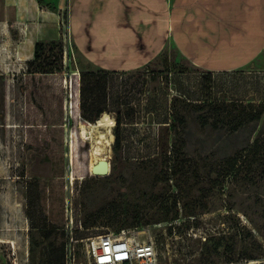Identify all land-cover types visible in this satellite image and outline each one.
Returning <instances> with one entry per match:
<instances>
[{
    "label": "rangeland",
    "instance_id": "374dc122",
    "mask_svg": "<svg viewBox=\"0 0 264 264\" xmlns=\"http://www.w3.org/2000/svg\"><path fill=\"white\" fill-rule=\"evenodd\" d=\"M13 19L0 0V25H10L0 34V264H65L68 241L116 233L121 223L153 236L162 264H198L211 236L229 237L243 253L253 235L264 249V116L232 126L262 108L264 52L243 69L211 72L169 47L149 67L113 73L66 52V38L57 40L61 71L32 73ZM83 73L92 104L115 120L113 134L122 120L119 153L115 135L107 145L70 144L72 102L85 121ZM85 143L111 162L108 176L89 173ZM235 158L236 169L228 165ZM79 261L92 264L83 252Z\"/></svg>",
    "mask_w": 264,
    "mask_h": 264
},
{
    "label": "crops",
    "instance_id": "0c3cea01",
    "mask_svg": "<svg viewBox=\"0 0 264 264\" xmlns=\"http://www.w3.org/2000/svg\"><path fill=\"white\" fill-rule=\"evenodd\" d=\"M4 1L22 60L38 41L66 38L93 68L116 72L149 67L169 47L211 72L243 69L264 52V0Z\"/></svg>",
    "mask_w": 264,
    "mask_h": 264
},
{
    "label": "trees",
    "instance_id": "16d2710c",
    "mask_svg": "<svg viewBox=\"0 0 264 264\" xmlns=\"http://www.w3.org/2000/svg\"><path fill=\"white\" fill-rule=\"evenodd\" d=\"M40 3H43V0H39ZM55 46L58 48V52H55ZM65 47L62 41H51V46L48 48L46 42L38 41L35 46L34 57L28 60L29 68H31L30 72L32 73H53L61 71V64L63 62V53ZM66 51V50H65ZM105 71V70H102ZM108 72H116V71H108ZM94 92L93 83L90 81L88 74L83 73L82 76V89L81 96L83 97V105L81 107V115L83 120L89 122H95L105 111L106 108H98L96 105L92 104V95ZM262 108L256 110L255 113H247L242 120H233L232 126L233 129H238L241 125L249 122L258 120L260 121L264 116V103L260 104ZM70 115L76 118L77 121V129L73 131L72 136L70 138V144L73 148L80 145V142L77 138L81 140L88 141L84 138L81 133V119L78 114H74V103L71 104ZM115 141H114V150L116 153L121 151L122 146V120L120 117L117 118V123L114 129ZM89 142V141H88ZM86 142V143H88ZM83 144L89 152H91L90 145ZM81 146V145H80ZM237 159H230L228 161V165L235 167ZM236 169V167H235ZM234 169H232L233 171ZM88 171L90 173V163L88 167ZM230 171L226 172L225 176H228ZM175 204H177L175 202ZM177 213L170 215L166 214V216L162 220L173 221L177 218ZM136 216H133L134 220ZM127 223H121L119 225V230L116 232H120L123 229L134 230L139 227H123ZM132 224V223H131ZM251 243H249L243 253H238L236 250V244L234 241H230L229 237L226 236H211L207 239L200 256L198 258V264H264V249L262 243L259 240L251 235ZM65 255V254H64ZM217 258H221L222 261H218ZM65 262V257H64Z\"/></svg>",
    "mask_w": 264,
    "mask_h": 264
},
{
    "label": "built area",
    "instance_id": "2783aa9c",
    "mask_svg": "<svg viewBox=\"0 0 264 264\" xmlns=\"http://www.w3.org/2000/svg\"><path fill=\"white\" fill-rule=\"evenodd\" d=\"M67 50L66 48V52ZM71 224L68 228H73ZM80 252H83L92 264H162L154 237L143 239L127 229L84 238L81 243L71 239L65 247V264H81Z\"/></svg>",
    "mask_w": 264,
    "mask_h": 264
},
{
    "label": "bare ground",
    "instance_id": "6f19581e",
    "mask_svg": "<svg viewBox=\"0 0 264 264\" xmlns=\"http://www.w3.org/2000/svg\"><path fill=\"white\" fill-rule=\"evenodd\" d=\"M114 124V118H112L109 113L105 112L97 119L96 122H85L81 120V127L83 128L81 133L88 141L92 140L93 142H101L103 145L111 144L114 140V134L112 132ZM97 154V151H91L90 174L100 177V175L92 173L93 165L99 160L104 159V157H99Z\"/></svg>",
    "mask_w": 264,
    "mask_h": 264
},
{
    "label": "water",
    "instance_id": "95a60500",
    "mask_svg": "<svg viewBox=\"0 0 264 264\" xmlns=\"http://www.w3.org/2000/svg\"><path fill=\"white\" fill-rule=\"evenodd\" d=\"M111 169V162L108 159L104 158L93 165L92 173L100 176H108L111 173Z\"/></svg>",
    "mask_w": 264,
    "mask_h": 264
}]
</instances>
